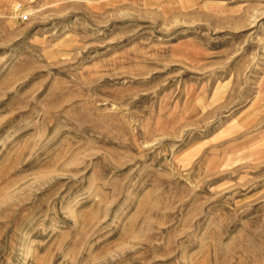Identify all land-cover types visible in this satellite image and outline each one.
I'll use <instances>...</instances> for the list:
<instances>
[{
	"label": "rangeland",
	"instance_id": "1",
	"mask_svg": "<svg viewBox=\"0 0 264 264\" xmlns=\"http://www.w3.org/2000/svg\"><path fill=\"white\" fill-rule=\"evenodd\" d=\"M0 264H264V0H0Z\"/></svg>",
	"mask_w": 264,
	"mask_h": 264
},
{
	"label": "built area",
	"instance_id": "2",
	"mask_svg": "<svg viewBox=\"0 0 264 264\" xmlns=\"http://www.w3.org/2000/svg\"><path fill=\"white\" fill-rule=\"evenodd\" d=\"M19 7H21V5H20V4L17 6V9H18ZM23 17H25V18H26L27 16H23Z\"/></svg>",
	"mask_w": 264,
	"mask_h": 264
}]
</instances>
